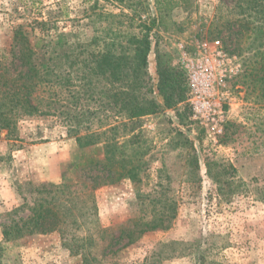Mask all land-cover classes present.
I'll use <instances>...</instances> for the list:
<instances>
[{
    "label": "rangeland",
    "instance_id": "obj_1",
    "mask_svg": "<svg viewBox=\"0 0 264 264\" xmlns=\"http://www.w3.org/2000/svg\"><path fill=\"white\" fill-rule=\"evenodd\" d=\"M239 1H178L168 13L167 31L152 29L159 36L151 41L147 57L153 97L162 105L156 90V54L160 53L167 65L180 72L188 89L186 101L143 117L141 127H135L136 137L127 150H135L138 182L125 176L95 190L99 225L111 232L89 242L92 264H200L197 256L201 253L206 264H264V86L248 75L264 53V37L257 32L250 36L239 26L237 21L244 18L236 8ZM58 9L64 13L59 27L66 28L70 41L79 38L89 43L98 38L90 51L101 48L107 24L113 36L123 41L126 33L139 34L140 19L155 16L153 0H0V65L9 57L15 26ZM104 13L115 18L107 19ZM78 18L82 21L77 24L73 20ZM129 19L133 27L126 28ZM216 40L225 57L218 59L220 66L213 63L219 85L213 83L209 98L222 111L223 121L213 130L211 122L193 118L188 72L192 64L213 52ZM186 104L190 114L183 110ZM55 119L23 118L16 139H6L2 132L0 245L6 264L85 263L82 256L69 254L57 232L9 241L1 233L4 226L30 215L38 197L36 187L69 178L72 157L80 153ZM177 133L189 143L179 141ZM95 147L99 145L82 150L84 159H102V151ZM192 155L197 159L196 169ZM228 165L236 170L233 187L237 191L219 196L207 168L215 174ZM149 219L159 227L118 251L126 239L107 247L110 234L116 237L120 229L142 230Z\"/></svg>",
    "mask_w": 264,
    "mask_h": 264
},
{
    "label": "trees",
    "instance_id": "obj_2",
    "mask_svg": "<svg viewBox=\"0 0 264 264\" xmlns=\"http://www.w3.org/2000/svg\"><path fill=\"white\" fill-rule=\"evenodd\" d=\"M178 1L184 0H153L155 16L140 19L138 25L134 22L139 34L126 33L123 41L113 36L110 23L107 24L102 30V46L94 51L88 48L98 45L97 37L89 43L79 38L69 40L66 28L59 27L64 15L61 9L40 14L39 18L12 29L9 57L0 65V138L2 132L6 139L18 138V123L23 118L52 117L63 124L80 154L72 157L69 178L63 176L59 184H43L34 189L38 197L30 215L3 227L5 241L57 232L70 255L82 256L84 264L95 262L87 253L89 242L94 237L102 240L106 232H111L99 225L95 190L125 176L138 182L139 165L133 161L135 150H127L136 137L135 127H141L143 117L186 101L188 89L182 84L180 72L167 65L162 54H156V90L162 105L153 97L147 73L151 41L159 37L152 29L167 31L168 13ZM236 8L244 16L237 21L239 26L249 31L250 36L257 32L263 38L264 0H240ZM102 15L115 18L113 14ZM73 21L78 24L82 19ZM128 21L126 28L133 25V20ZM260 54L248 75L252 82L264 86V53ZM262 92L264 96V88ZM187 105L183 110L188 109L190 114ZM176 113L182 119L179 110ZM177 135L179 141L184 140L183 144L189 143L180 133ZM92 145H99L95 150L102 151L101 160L84 159L82 150ZM191 157L196 169L197 159ZM235 172L231 165L215 174L207 168L219 196L237 191L233 187ZM142 225L145 226L142 230L120 229L118 236L110 234L107 247L126 239L115 250L118 251L141 234L159 227L153 219ZM205 259L203 253L197 256L200 264H206ZM0 264H6L1 245Z\"/></svg>",
    "mask_w": 264,
    "mask_h": 264
},
{
    "label": "built area",
    "instance_id": "obj_3",
    "mask_svg": "<svg viewBox=\"0 0 264 264\" xmlns=\"http://www.w3.org/2000/svg\"><path fill=\"white\" fill-rule=\"evenodd\" d=\"M212 48L213 52L210 55L202 56L197 63L192 64V68L188 72V85L192 93L189 103L193 111V118L211 122L213 130H216L221 121H223V114L220 109L215 108L209 97L213 83L215 82L219 85V78L215 77V65L220 66L225 56L220 50V42L218 40L212 43ZM211 57L214 59L212 60ZM218 59H222V61ZM217 132H220V130H217Z\"/></svg>",
    "mask_w": 264,
    "mask_h": 264
}]
</instances>
